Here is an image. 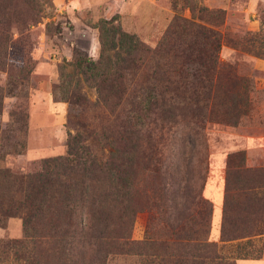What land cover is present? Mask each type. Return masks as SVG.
<instances>
[{"label":"rangeland","instance_id":"1","mask_svg":"<svg viewBox=\"0 0 264 264\" xmlns=\"http://www.w3.org/2000/svg\"><path fill=\"white\" fill-rule=\"evenodd\" d=\"M190 8L195 15L199 8L223 11L221 20L216 21L221 23L212 27L219 34L217 57L220 64L233 66L236 75L244 80L248 89L246 113L234 125H205V171L193 160L186 168L184 159L173 156L181 138L176 132V145L164 146L158 157L162 163L181 169L166 181V197L146 174L137 171L127 200L116 204L108 199L104 212H109L115 221L119 216L122 229L116 235L125 231L133 242L154 243L151 250H137L140 253L170 252L184 242L175 237L187 235L200 240L207 237L215 246L213 254L222 261L264 264V0H0V21L11 43L7 65L0 68V135L1 139L7 138L1 140V146L12 152L0 160V168L17 174L33 173L39 161L66 156L67 143L75 146V136L98 159H103L111 151L107 146L111 137L121 132L128 116L123 103L98 96L94 87L97 81L87 80L75 68L77 54L97 61L100 22L134 36L152 49L174 17L190 18ZM106 55L112 65L125 57L121 49ZM22 63L23 72L18 70ZM150 67L147 63L136 73L125 74L123 82L130 91L135 88L144 96L156 84ZM227 164L245 172L231 177L221 237ZM247 171L262 178L247 182L251 179ZM198 196L211 208L207 234V211L200 215V225L195 224V209L202 210L204 206L199 203L190 207ZM7 199L9 195L4 197ZM215 208L219 215L216 219L215 212L213 220ZM78 211L73 223L80 226L79 216L83 218L85 210ZM3 225L0 264H80V248L75 241L60 249L42 236L48 230L47 224L32 222L27 232L34 237L26 240L19 213L3 219ZM78 226L75 232H79ZM12 241L23 242L9 244ZM94 249L93 240L84 245V263ZM110 250L101 254L103 264H144L148 258L108 253Z\"/></svg>","mask_w":264,"mask_h":264},{"label":"trees","instance_id":"2","mask_svg":"<svg viewBox=\"0 0 264 264\" xmlns=\"http://www.w3.org/2000/svg\"><path fill=\"white\" fill-rule=\"evenodd\" d=\"M222 16V10L208 12L199 8L195 15L190 8V18L174 17L152 49L137 42L134 36L100 22L97 61L77 54L75 68L87 80L97 81L94 87L98 96L117 100V104L123 103L128 120L121 132L111 137V142L107 144L111 151L103 159H98L75 136V146L70 141L67 143L66 156L39 161L38 170L33 173L17 174L0 168V227H4L3 219L19 213L26 240L33 236L27 232L32 222L38 221L42 226L45 223L48 230L42 236L49 238L51 244L62 249L75 241L80 248L77 254L80 264H103L101 254L108 249H111L108 253L117 251L125 255H145L148 258L144 264H234L217 258L213 254L215 246L207 241V237L202 240L187 235L175 237L174 240L185 243L180 242L170 252L164 250L161 254L137 252L139 249L151 250L154 243L133 242L125 236V231L116 235L122 229L119 216L115 221L109 212H104L108 199L116 204L127 200L131 181L137 171L146 174L152 185L159 187L162 196L166 197V181L181 169L178 165L162 163L158 157L162 155L164 146L176 143V132L180 133L181 138L178 145L175 144L177 148L173 156L184 159L186 168L193 160L205 171V125H234L246 113L248 89L244 80L236 75L233 66L220 64L217 57L219 34L212 27L221 23L216 21H220ZM10 45L0 21V68L7 65ZM115 49L123 50L125 57L119 64L113 63V66L106 52ZM147 63L151 64L150 75L156 84L146 95L140 96L135 88L130 91L123 79L125 74L136 73ZM18 70L24 71L23 63ZM2 98L0 88V113ZM20 114L25 119L24 113ZM178 127L183 130L180 132ZM4 139L7 138L1 139L0 135V160L12 153L1 146ZM105 139H108L107 136ZM244 172V169L231 168L227 164L221 237L225 232V204L231 177H239ZM246 174L251 178L247 182L262 178L251 171ZM6 195L10 197L7 201L4 200ZM16 195L17 200L14 199ZM195 200L196 203L191 202L190 207L193 208L194 204L197 207L199 203L204 206L202 210L195 209L198 219L195 224L200 225V215L203 210L207 211L204 219L207 234L210 204L200 196ZM81 209L85 212L83 218L79 216L78 226L73 223V217L76 218ZM77 226L79 232H75ZM91 240L95 245L94 254L84 263L82 250ZM119 240L122 243L118 245ZM22 242L12 241L9 244L21 245Z\"/></svg>","mask_w":264,"mask_h":264},{"label":"crops","instance_id":"3","mask_svg":"<svg viewBox=\"0 0 264 264\" xmlns=\"http://www.w3.org/2000/svg\"><path fill=\"white\" fill-rule=\"evenodd\" d=\"M215 212L217 213V217H216V219H217L218 215H219L218 208L213 209V213H212L213 214V220H214ZM245 262L248 263V264H261L260 261H245Z\"/></svg>","mask_w":264,"mask_h":264}]
</instances>
